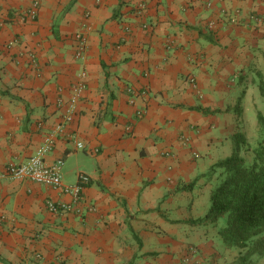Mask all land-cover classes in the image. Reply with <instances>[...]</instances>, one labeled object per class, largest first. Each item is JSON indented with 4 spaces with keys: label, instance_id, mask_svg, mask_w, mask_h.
Masks as SVG:
<instances>
[{
    "label": "crops",
    "instance_id": "crops-1",
    "mask_svg": "<svg viewBox=\"0 0 264 264\" xmlns=\"http://www.w3.org/2000/svg\"><path fill=\"white\" fill-rule=\"evenodd\" d=\"M31 1L0 0V264H184L190 247L197 264H264L252 241H223L225 215L206 217L213 165L264 149V0H39L18 21ZM60 122L84 146L62 133L45 161L89 181L50 213L69 195L3 171Z\"/></svg>",
    "mask_w": 264,
    "mask_h": 264
},
{
    "label": "trees",
    "instance_id": "trees-1",
    "mask_svg": "<svg viewBox=\"0 0 264 264\" xmlns=\"http://www.w3.org/2000/svg\"><path fill=\"white\" fill-rule=\"evenodd\" d=\"M213 166L220 169L221 178L211 191L206 217L226 216L219 230L226 244L245 246L252 241L248 253L264 251V234L259 235L264 232V149L257 146L247 159L236 145Z\"/></svg>",
    "mask_w": 264,
    "mask_h": 264
},
{
    "label": "built area",
    "instance_id": "built-area-1",
    "mask_svg": "<svg viewBox=\"0 0 264 264\" xmlns=\"http://www.w3.org/2000/svg\"><path fill=\"white\" fill-rule=\"evenodd\" d=\"M38 8L39 0H32L27 8L21 10L17 14L18 21L24 22L35 19ZM75 38V57L82 58L86 47V36L83 31H80L76 33ZM192 80L193 78H190V81ZM84 86L82 81H78L71 86V94L66 101V108L62 115L64 122H69L71 120L76 108L78 95ZM127 91L130 93L131 97L135 94L143 95L145 93L144 89L135 90L131 86L127 87ZM130 100H132V98ZM141 114L142 110L136 109V115L140 116ZM62 133H64L67 139L71 140L77 148H82L84 146L82 141L78 139L76 132H65L64 125L60 122L54 125L52 131L44 134L42 142L29 157L21 162L8 164L3 171V174L9 177L41 183L68 194L70 199L67 201L52 199H47L45 201V207L50 213H63L72 208H76L75 206L81 198L82 187L89 181V176L86 173L79 172L77 173L75 182L64 183L62 181L63 159L56 158L49 163L45 161V155L52 149L55 137ZM182 141L186 143L187 140L185 138L182 139ZM193 252L194 247H190V254L184 258V264H197V261L192 258Z\"/></svg>",
    "mask_w": 264,
    "mask_h": 264
},
{
    "label": "rangeland",
    "instance_id": "rangeland-1",
    "mask_svg": "<svg viewBox=\"0 0 264 264\" xmlns=\"http://www.w3.org/2000/svg\"><path fill=\"white\" fill-rule=\"evenodd\" d=\"M250 155H246L245 157L248 159Z\"/></svg>",
    "mask_w": 264,
    "mask_h": 264
}]
</instances>
